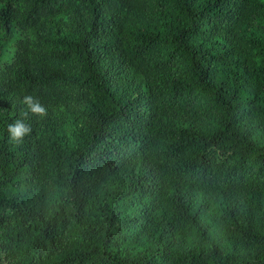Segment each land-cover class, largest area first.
<instances>
[{"label":"trees","instance_id":"1","mask_svg":"<svg viewBox=\"0 0 264 264\" xmlns=\"http://www.w3.org/2000/svg\"><path fill=\"white\" fill-rule=\"evenodd\" d=\"M0 264H264V0H0Z\"/></svg>","mask_w":264,"mask_h":264},{"label":"clouds","instance_id":"2","mask_svg":"<svg viewBox=\"0 0 264 264\" xmlns=\"http://www.w3.org/2000/svg\"><path fill=\"white\" fill-rule=\"evenodd\" d=\"M22 103L29 109V111L37 116L43 117L47 114L46 109L39 103L33 102L31 95H25ZM28 112H23L22 117L27 118ZM10 138L13 141H19L26 133L30 131V127L25 126L21 120H16L13 124L8 126Z\"/></svg>","mask_w":264,"mask_h":264},{"label":"rangeland","instance_id":"3","mask_svg":"<svg viewBox=\"0 0 264 264\" xmlns=\"http://www.w3.org/2000/svg\"><path fill=\"white\" fill-rule=\"evenodd\" d=\"M11 55V48L6 45L5 49L3 51V55H2V61L8 60L9 57ZM214 231L210 234V236L206 239L205 241V245H211L214 242ZM197 240V234H193L191 237L187 238L184 242H183V247L184 249H187L189 247H192L195 245V241Z\"/></svg>","mask_w":264,"mask_h":264}]
</instances>
